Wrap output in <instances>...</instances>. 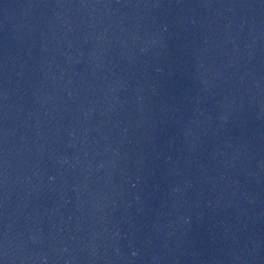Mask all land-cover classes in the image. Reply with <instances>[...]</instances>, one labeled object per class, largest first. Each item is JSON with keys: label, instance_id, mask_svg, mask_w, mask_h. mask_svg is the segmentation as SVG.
Here are the masks:
<instances>
[{"label": "water", "instance_id": "water-1", "mask_svg": "<svg viewBox=\"0 0 264 264\" xmlns=\"http://www.w3.org/2000/svg\"><path fill=\"white\" fill-rule=\"evenodd\" d=\"M0 264H264V0H0Z\"/></svg>", "mask_w": 264, "mask_h": 264}]
</instances>
